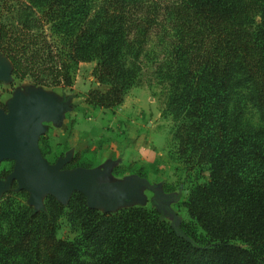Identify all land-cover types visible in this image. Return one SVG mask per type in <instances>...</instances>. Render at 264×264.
<instances>
[{
	"label": "trees",
	"instance_id": "16d2710c",
	"mask_svg": "<svg viewBox=\"0 0 264 264\" xmlns=\"http://www.w3.org/2000/svg\"><path fill=\"white\" fill-rule=\"evenodd\" d=\"M19 4L5 11L16 25L0 21V54L12 75L67 88L70 62L96 61L95 78L109 89L87 94L94 109L123 103L138 82L146 36L168 26L169 106L184 118L179 153L208 164L210 181L192 192L184 205L188 221L178 227L141 208L90 209L79 193L65 206L48 197L40 211L2 205L0 264H264V129L235 128L231 89L241 75L264 124V0ZM256 16L261 23L253 31ZM63 216L72 240L57 236Z\"/></svg>",
	"mask_w": 264,
	"mask_h": 264
},
{
	"label": "rangeland",
	"instance_id": "374dc122",
	"mask_svg": "<svg viewBox=\"0 0 264 264\" xmlns=\"http://www.w3.org/2000/svg\"><path fill=\"white\" fill-rule=\"evenodd\" d=\"M100 1L93 0L96 7ZM19 5V0H0V21L16 25L18 21L15 22L5 11ZM260 23V18L254 17L253 31ZM48 30L47 36L50 35ZM145 41L138 62V82L127 92L123 103L110 110L94 109L85 103L90 91L104 93L109 89L95 78L96 61L70 62L69 87H44L35 85L30 79L15 78L10 63L0 54L3 65L10 68L8 78L0 81V109L6 112L10 101L18 94L29 96L42 91L53 96L58 104L63 105L60 121H64L61 127L56 126L60 125L59 122L43 124L45 131L38 141L42 157L49 164H55L70 155L65 170L80 167L104 172L96 181L97 185L124 183L130 177L147 181L154 190L141 189L134 200L118 210L141 208L156 217L162 214L167 224L178 227L188 221L184 205L192 192L210 181V166L196 165L192 158L185 159L179 153L176 134L184 118L169 106L173 96L172 81L169 79V27L151 31ZM231 89L235 94V128L263 130L264 124L253 108L241 75L231 83ZM231 107L233 103H230ZM59 138L66 139L67 143L54 144ZM12 169V161L0 163V181L3 183L0 206L3 205L4 209L7 206L10 210L21 206L33 208L28 204V194L25 192L26 195H22L17 191L15 182H7ZM48 197H43V209ZM160 204L165 205L167 210L161 211ZM56 225L58 238L73 239L65 216Z\"/></svg>",
	"mask_w": 264,
	"mask_h": 264
},
{
	"label": "water",
	"instance_id": "95a60500",
	"mask_svg": "<svg viewBox=\"0 0 264 264\" xmlns=\"http://www.w3.org/2000/svg\"><path fill=\"white\" fill-rule=\"evenodd\" d=\"M9 75L10 68L0 60V81ZM63 109L53 96L42 91L29 96L18 94L8 104L6 112L0 109V163L13 162L7 182H15L17 191L28 194V204L35 211L43 209L45 196L65 205L73 194L79 193L90 209L115 212L134 200L141 189L154 190L147 181L137 177H130L124 183L97 185L96 181L104 172L80 167L65 170L70 155L49 164L42 157L38 141L45 131L43 124L59 122ZM2 186L0 181V193Z\"/></svg>",
	"mask_w": 264,
	"mask_h": 264
},
{
	"label": "crops",
	"instance_id": "0c3cea01",
	"mask_svg": "<svg viewBox=\"0 0 264 264\" xmlns=\"http://www.w3.org/2000/svg\"><path fill=\"white\" fill-rule=\"evenodd\" d=\"M64 121V120H63ZM63 121L61 120V121H59V123L58 124H60V125H56L57 127H61L62 126V124H63ZM63 138H59V139H55V141H54V144H61V143H67L66 142V139H64V140H62ZM72 150V149H71Z\"/></svg>",
	"mask_w": 264,
	"mask_h": 264
},
{
	"label": "flooded vegetation",
	"instance_id": "af4514ba",
	"mask_svg": "<svg viewBox=\"0 0 264 264\" xmlns=\"http://www.w3.org/2000/svg\"><path fill=\"white\" fill-rule=\"evenodd\" d=\"M159 207H160V208H162V207H163V205H162V204H160V205H159Z\"/></svg>",
	"mask_w": 264,
	"mask_h": 264
}]
</instances>
